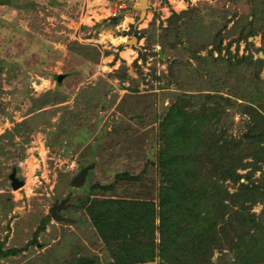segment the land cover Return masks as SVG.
Listing matches in <instances>:
<instances>
[{
    "label": "rangeland",
    "instance_id": "374dc122",
    "mask_svg": "<svg viewBox=\"0 0 264 264\" xmlns=\"http://www.w3.org/2000/svg\"><path fill=\"white\" fill-rule=\"evenodd\" d=\"M138 4L0 0V246L24 249L0 255V264H111L83 205L105 195L157 197L159 178L146 171L156 169L169 111L183 121L193 114L196 123L210 114L204 93H217L229 133L250 137L264 126V106L257 105L264 98L253 106L243 98L258 95L257 76L264 79V66L255 63L264 61V0H148L144 15ZM90 164L84 184L70 185ZM126 172L138 175L136 183L105 193L91 186ZM263 172L261 165L252 173L258 185ZM10 174L22 181L19 188ZM223 183L230 192L238 185ZM251 207L263 221V204ZM56 212L58 221L50 217ZM221 215L215 207L207 219L220 231L210 264H234L231 247L246 228L238 220L220 226ZM45 219L37 242L27 244ZM81 257L91 261L78 263ZM206 258L186 256V263ZM160 261L156 246L147 263Z\"/></svg>",
    "mask_w": 264,
    "mask_h": 264
},
{
    "label": "trees",
    "instance_id": "16d2710c",
    "mask_svg": "<svg viewBox=\"0 0 264 264\" xmlns=\"http://www.w3.org/2000/svg\"><path fill=\"white\" fill-rule=\"evenodd\" d=\"M255 63L258 68L264 66L260 58ZM257 79L254 86L258 88V95L251 98L243 96L251 106L254 101L264 98V84H261L264 79L260 76ZM216 95L223 100L221 94L204 93L208 99L205 108L210 114L200 116L196 123L192 122L193 114L189 120L183 121L169 111L168 126L160 128V149L154 162L156 169L146 171L159 178L157 197L105 195L95 205H83L90 224L108 247L111 264H148L156 254V246L161 257L159 264H187L186 256L196 263L199 255L205 254L208 259H204L202 264H210L209 257L214 252L211 245L216 242L217 232H220L218 221L208 223L207 220L213 215L215 207L222 212L221 218L225 216L220 226L238 220L237 227L246 228V236L242 231L243 235H238L231 247L237 249L233 263L264 264V219L256 218L251 211L255 202L264 207V183L258 185L252 178V173L259 166H264V126L258 125L259 128L250 137H244V133L235 137L228 132V124L222 121L225 113L221 110L222 105L220 107L214 102ZM260 102L257 105L263 107L264 103ZM252 141L255 145L251 148L249 144ZM247 164L253 167L245 175L237 172L246 168ZM227 179L234 185L238 184L235 191L230 192L224 185L223 181ZM137 180L138 175L117 173L114 181L94 182L91 186L105 193L119 190L123 184L136 183L134 181ZM244 193L248 196L241 199ZM247 201L248 204H245ZM42 221L27 244L37 242L38 233L44 229L47 219ZM250 224H254L252 232H248ZM206 238H210L208 242ZM249 244H253V248H249ZM21 250H1L0 246V255L5 258ZM77 262L80 263V260L77 259Z\"/></svg>",
    "mask_w": 264,
    "mask_h": 264
},
{
    "label": "water",
    "instance_id": "95a60500",
    "mask_svg": "<svg viewBox=\"0 0 264 264\" xmlns=\"http://www.w3.org/2000/svg\"><path fill=\"white\" fill-rule=\"evenodd\" d=\"M2 3H6L8 0H1ZM138 9L141 11V14L144 15L146 9L148 8V0H138ZM134 40H136V37H133ZM63 77V74H58L57 75V80L60 81L61 78ZM250 134L245 133L244 137L249 136ZM93 164L90 165H85L83 167H81V169L78 171L77 174H75L71 180H70V185H72L73 187H79L81 185L84 184V182L86 181L88 172L90 171V169L93 167ZM10 179H11V185L13 189H17L22 185V181H19L17 179V177H15L14 174H10ZM63 202V201H62ZM56 213H53L52 216L54 219H56L57 221L61 219V217H59V215ZM91 260L85 258V257H81L80 258V263H87L90 262Z\"/></svg>",
    "mask_w": 264,
    "mask_h": 264
},
{
    "label": "flooded vegetation",
    "instance_id": "af4514ba",
    "mask_svg": "<svg viewBox=\"0 0 264 264\" xmlns=\"http://www.w3.org/2000/svg\"><path fill=\"white\" fill-rule=\"evenodd\" d=\"M65 205V204H64ZM64 205H62V206H64ZM61 208V206L59 207V209ZM52 218H53V216L52 215H50Z\"/></svg>",
    "mask_w": 264,
    "mask_h": 264
},
{
    "label": "built area",
    "instance_id": "2783aa9c",
    "mask_svg": "<svg viewBox=\"0 0 264 264\" xmlns=\"http://www.w3.org/2000/svg\"><path fill=\"white\" fill-rule=\"evenodd\" d=\"M116 13L115 12H113V15H115Z\"/></svg>",
    "mask_w": 264,
    "mask_h": 264
},
{
    "label": "bare ground",
    "instance_id": "6f19581e",
    "mask_svg": "<svg viewBox=\"0 0 264 264\" xmlns=\"http://www.w3.org/2000/svg\"><path fill=\"white\" fill-rule=\"evenodd\" d=\"M134 41V40H133Z\"/></svg>",
    "mask_w": 264,
    "mask_h": 264
}]
</instances>
